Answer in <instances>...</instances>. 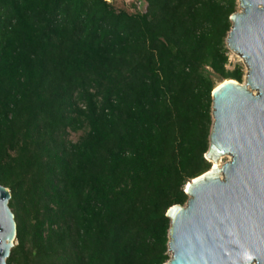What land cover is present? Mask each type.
<instances>
[{"label": "trees", "instance_id": "16d2710c", "mask_svg": "<svg viewBox=\"0 0 264 264\" xmlns=\"http://www.w3.org/2000/svg\"><path fill=\"white\" fill-rule=\"evenodd\" d=\"M0 0L6 264H164L168 217L209 162L236 0ZM83 130L77 141L70 132Z\"/></svg>", "mask_w": 264, "mask_h": 264}, {"label": "water", "instance_id": "95a60500", "mask_svg": "<svg viewBox=\"0 0 264 264\" xmlns=\"http://www.w3.org/2000/svg\"><path fill=\"white\" fill-rule=\"evenodd\" d=\"M227 46L245 61V83L211 92L205 133L209 164L168 208L164 264H264V0H238ZM10 190L0 184V264L16 237Z\"/></svg>", "mask_w": 264, "mask_h": 264}, {"label": "rangeland", "instance_id": "374dc122", "mask_svg": "<svg viewBox=\"0 0 264 264\" xmlns=\"http://www.w3.org/2000/svg\"><path fill=\"white\" fill-rule=\"evenodd\" d=\"M108 1H111L113 6L116 9H124V10H126L128 12H133L135 10L143 11L144 10V6H145L144 2L140 1V0H108ZM236 4L237 5H236V11L235 12L241 11V8H240V6L238 4V0H236ZM225 43H226V39H225ZM226 48H227V55H228V63L226 65V67L228 69H233L235 65L241 66V68L243 70L242 79H241V81H237V80H235V81H237L238 83H243L244 84L245 83V79H246V72H247L246 63H245V61L241 58V56L238 53L234 52L232 49H230L227 46V43H226ZM212 77H213V79L215 81V85L216 86L220 85V83L223 82L222 79L219 78L217 75L213 74ZM211 114H212V108H211ZM82 134H83V130H79V131H76V132H70L69 135L67 136V138L69 140H71V141H77L79 136L82 135ZM206 160H207V162H209V159H206ZM16 244H17V240H16V237H15L14 240H13L12 248ZM166 253L168 254V249L166 250Z\"/></svg>", "mask_w": 264, "mask_h": 264}, {"label": "bare ground", "instance_id": "6f19581e", "mask_svg": "<svg viewBox=\"0 0 264 264\" xmlns=\"http://www.w3.org/2000/svg\"><path fill=\"white\" fill-rule=\"evenodd\" d=\"M234 81V80H233ZM223 83V82H222ZM221 84V83H220ZM217 87H219V85L217 86ZM217 87H215V89L217 88ZM8 257V256H7Z\"/></svg>", "mask_w": 264, "mask_h": 264}]
</instances>
